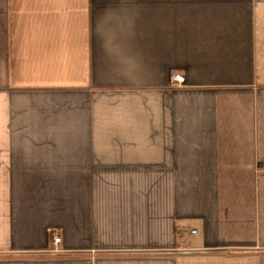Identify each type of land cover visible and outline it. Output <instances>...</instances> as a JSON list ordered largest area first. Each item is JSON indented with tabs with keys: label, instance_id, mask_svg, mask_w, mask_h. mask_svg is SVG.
<instances>
[{
	"label": "crops",
	"instance_id": "1",
	"mask_svg": "<svg viewBox=\"0 0 264 264\" xmlns=\"http://www.w3.org/2000/svg\"><path fill=\"white\" fill-rule=\"evenodd\" d=\"M0 264H264V0H0Z\"/></svg>",
	"mask_w": 264,
	"mask_h": 264
},
{
	"label": "built area",
	"instance_id": "2",
	"mask_svg": "<svg viewBox=\"0 0 264 264\" xmlns=\"http://www.w3.org/2000/svg\"><path fill=\"white\" fill-rule=\"evenodd\" d=\"M173 81L178 83V84H184L185 83V79L182 76L179 75H175L173 76ZM56 243H60V239L56 240Z\"/></svg>",
	"mask_w": 264,
	"mask_h": 264
}]
</instances>
